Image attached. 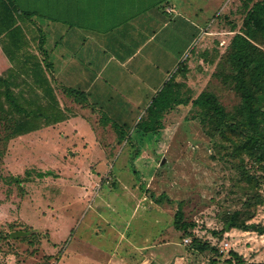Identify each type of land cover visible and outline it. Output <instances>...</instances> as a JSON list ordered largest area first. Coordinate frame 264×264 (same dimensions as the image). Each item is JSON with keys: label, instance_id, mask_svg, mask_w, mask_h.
<instances>
[{"label": "rangeland", "instance_id": "obj_1", "mask_svg": "<svg viewBox=\"0 0 264 264\" xmlns=\"http://www.w3.org/2000/svg\"><path fill=\"white\" fill-rule=\"evenodd\" d=\"M15 1L24 37L26 22L42 28V36L43 29L59 36L48 45L42 41L44 50L59 54L57 67L65 65L59 62L70 51L90 68L81 74L76 89L83 91L91 82L89 95L95 96L98 109L76 105L67 110L68 98L59 89L73 86L61 80L63 73L54 71L57 100L66 119L11 140L1 159L0 264H101L111 254L122 257L126 243L137 233L154 243V251L164 252L150 253L156 264H209L212 255L190 249L191 238H180L173 228L179 202L184 219L193 224L192 233L222 252L218 264H225L222 260L229 251L247 263L263 262L264 233L232 229L221 237L212 235L222 228L223 212L243 207L246 190L223 153H214L213 141L191 106L179 105L165 113L156 133L138 134L134 129L151 99L186 58V76L175 79L185 84L182 90L192 97L212 91L227 110L238 103L237 95L213 73L231 30L241 26L244 6L259 0H222L203 13L199 10L197 16L194 10L161 11L159 20L144 25L147 30L141 32L154 38L140 35L126 42H58L64 31L94 27L105 32L117 21L109 22L108 15L33 12L21 5L24 0ZM196 1L203 9L207 0ZM125 34H133L129 25ZM10 66L0 49V75L5 76ZM103 66L107 69L98 73L99 79L87 78ZM103 114L120 125L132 142L120 143L110 123L100 122ZM255 195L261 202L251 208L248 222L264 227V180ZM94 245L101 251L98 256ZM132 259H139L138 252Z\"/></svg>", "mask_w": 264, "mask_h": 264}, {"label": "trees", "instance_id": "obj_2", "mask_svg": "<svg viewBox=\"0 0 264 264\" xmlns=\"http://www.w3.org/2000/svg\"><path fill=\"white\" fill-rule=\"evenodd\" d=\"M244 9L241 26L231 30L233 35L224 52L217 54L213 73L221 84L237 95L238 103L227 110L212 91L203 90L192 97L187 89L182 90L185 84L175 79L178 75L186 76V58L177 64L134 127L138 134L156 133L162 129L165 113L179 105L191 106L201 128L213 141L214 153H223L246 190L241 209L222 213L221 230L212 232L218 237L232 229L264 233V227L248 222L252 217L251 208L261 202H257L255 192L264 180V0L254 2L250 7L245 5ZM18 11L15 0H0V49L11 65L5 76L0 75V165L11 140L66 119L57 100L55 81L50 74L52 64L45 57L43 42H38L39 55L30 52L29 42H17L23 35L19 29ZM59 90L79 107L95 110L85 92L65 87ZM100 122L110 123L120 143L124 140L128 144L132 142L130 135L105 114ZM15 182L19 183L17 179ZM172 225L181 233L180 238H191L190 249L210 253L209 264H218L222 252L192 233L193 224L184 219L181 202ZM222 261L225 264H264V261L247 263L233 251H229Z\"/></svg>", "mask_w": 264, "mask_h": 264}, {"label": "crops", "instance_id": "obj_3", "mask_svg": "<svg viewBox=\"0 0 264 264\" xmlns=\"http://www.w3.org/2000/svg\"><path fill=\"white\" fill-rule=\"evenodd\" d=\"M220 1L222 2V0H215V2L214 0H207L205 1L206 4L204 3L205 7L203 9L197 7L198 5L196 0H24L25 3H23V6L28 7L31 11H33V9H45L49 12V14L52 15L69 14L73 16L87 15L92 17L96 15H108L111 16L109 22H113L115 20L117 21V25L113 24L109 26V28L106 27V29L108 30L105 32L94 27L89 29L88 31H80L78 29L77 31H64L62 37L60 38L61 40H59L58 42H126L134 38V36H140L141 32H146L147 28L144 29L143 26L149 25V23L153 22L154 19L159 20L161 11L165 12L166 14H171L172 12L180 10L186 13L193 12L194 10L196 11L195 14L197 16V12L199 13V10L201 13H203L204 10H209L210 6L212 8L213 6L218 5ZM167 2H170L171 5ZM163 4L165 6H163ZM144 15L147 16L145 17ZM142 16H144L143 19ZM125 23L126 25H122ZM127 25L130 26V30L133 32V34H130V36L125 34ZM164 25L165 23L163 22V26ZM22 26L26 39L24 35H21L19 36L20 38L17 40V42H29L30 52L36 55H39V51L37 49L38 42L43 41L44 45L45 42L46 45H48V42H54L59 37L50 34L52 29H43V31H45V36H42V28L40 29L39 27H37V25H34L31 22L23 23ZM112 27L116 28L111 29ZM46 31L50 32L48 33ZM140 38L151 40L154 37L152 35L145 37V34H143ZM44 45H42L43 50ZM44 51L48 63L52 64L50 69L51 77H53L54 71L58 70V72L63 73V75L61 76V80H69L70 86H73V88L78 87L80 83L77 81L82 78L81 74L87 73L90 68H87L86 65H83V60L77 55V53L72 54L70 51H68L67 53L65 51V57L59 62L65 65L63 67H57L56 63H58L57 61L60 59L59 54L56 51L47 52L46 48ZM48 54L50 55L48 56ZM48 57L51 61L48 60ZM118 68H124V66L121 65L118 66ZM106 69L107 67L103 66L100 70L97 71L96 75L91 77L88 76L87 78L92 80L99 79L100 76L98 75V73L104 72ZM53 78H55V75ZM90 85L91 82L83 88V92H85V94L87 95L89 103L91 105H94L95 110H97L98 107L96 106V103L94 101L95 96L93 97L92 95H89L90 92H93V89L90 87ZM66 103L67 104L65 108L67 110L75 109L74 106H76V104L70 101V99H67ZM162 232L164 236V230H162ZM119 237L122 238L123 241L126 239L125 235H121ZM142 237L143 236H141L140 233H137L136 236L133 237V240L129 239V241L131 240V242L126 243V246L123 249V255H121L122 257L113 258V255L111 254V257L108 256L106 258V261L101 264H147L151 261L150 253H157L158 255L164 254V252H161L159 250L154 251L156 250V247L152 245L153 242L150 243L148 240H143ZM136 238L137 240L135 241ZM93 248L94 254H97L98 256V252H101L100 249L96 247V245H94ZM83 250L81 249V252L84 254L86 250H84L85 252ZM136 252H138L139 259L137 261H134V259L132 258L136 254ZM97 259H99V257L95 258L93 261Z\"/></svg>", "mask_w": 264, "mask_h": 264}, {"label": "water", "instance_id": "obj_4", "mask_svg": "<svg viewBox=\"0 0 264 264\" xmlns=\"http://www.w3.org/2000/svg\"><path fill=\"white\" fill-rule=\"evenodd\" d=\"M148 264H156V261L155 260H152Z\"/></svg>", "mask_w": 264, "mask_h": 264}, {"label": "built area", "instance_id": "obj_5", "mask_svg": "<svg viewBox=\"0 0 264 264\" xmlns=\"http://www.w3.org/2000/svg\"><path fill=\"white\" fill-rule=\"evenodd\" d=\"M98 188H99V186L97 187V189H98ZM188 241H189L188 239H185V240H184L185 243H188Z\"/></svg>", "mask_w": 264, "mask_h": 264}]
</instances>
